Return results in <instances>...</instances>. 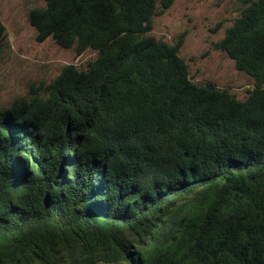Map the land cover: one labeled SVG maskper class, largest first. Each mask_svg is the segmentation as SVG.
I'll return each instance as SVG.
<instances>
[{
    "label": "trees",
    "instance_id": "trees-1",
    "mask_svg": "<svg viewBox=\"0 0 264 264\" xmlns=\"http://www.w3.org/2000/svg\"><path fill=\"white\" fill-rule=\"evenodd\" d=\"M174 1L28 11L37 42L95 57L0 106V264H264V0L214 43L243 99L150 34Z\"/></svg>",
    "mask_w": 264,
    "mask_h": 264
},
{
    "label": "rangeland",
    "instance_id": "rangeland-1",
    "mask_svg": "<svg viewBox=\"0 0 264 264\" xmlns=\"http://www.w3.org/2000/svg\"><path fill=\"white\" fill-rule=\"evenodd\" d=\"M44 4L45 0H0V20L7 35L0 41L1 107L27 94L31 86L48 83L63 65L82 67L95 57L91 50L77 56L73 49L59 47L50 37L35 40L27 15L31 8ZM240 9L236 0H175L165 12L153 17L150 34L174 43L183 33L179 55L188 65L190 78L227 87L243 99L253 86V78L236 70L233 60L214 47Z\"/></svg>",
    "mask_w": 264,
    "mask_h": 264
}]
</instances>
